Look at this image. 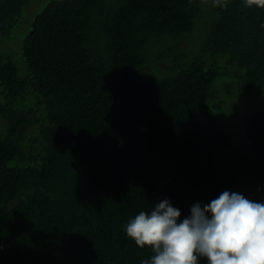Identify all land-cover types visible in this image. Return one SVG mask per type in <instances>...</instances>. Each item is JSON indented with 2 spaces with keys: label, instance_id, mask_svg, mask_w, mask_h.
I'll use <instances>...</instances> for the list:
<instances>
[{
  "label": "trees",
  "instance_id": "obj_1",
  "mask_svg": "<svg viewBox=\"0 0 264 264\" xmlns=\"http://www.w3.org/2000/svg\"><path fill=\"white\" fill-rule=\"evenodd\" d=\"M30 2L0 0V43ZM262 24L244 0H48L25 76L0 47V264H142L125 231L140 211L264 203V110L234 134L215 84L263 94Z\"/></svg>",
  "mask_w": 264,
  "mask_h": 264
},
{
  "label": "clouds",
  "instance_id": "obj_2",
  "mask_svg": "<svg viewBox=\"0 0 264 264\" xmlns=\"http://www.w3.org/2000/svg\"><path fill=\"white\" fill-rule=\"evenodd\" d=\"M213 6L226 8L227 0H213ZM244 7L264 9V0H244ZM180 217L165 199L127 223V236L153 252L142 264H199L201 257L207 264H264V203L224 191Z\"/></svg>",
  "mask_w": 264,
  "mask_h": 264
},
{
  "label": "rangeland",
  "instance_id": "obj_3",
  "mask_svg": "<svg viewBox=\"0 0 264 264\" xmlns=\"http://www.w3.org/2000/svg\"><path fill=\"white\" fill-rule=\"evenodd\" d=\"M48 4V0H31V2L24 7L22 15L20 16L19 24L11 31L9 35L4 36L3 41L0 43V47L4 50H11L15 53V59H17V64L20 68L19 75L25 76L28 72V68L23 62L22 56L18 53L20 52L23 39L32 29V23L35 16L41 12ZM7 45V46H6ZM5 47L7 49H5ZM192 50V49H190ZM21 57V58H20ZM225 57H220L221 61H225ZM23 69L26 71L24 72ZM235 78L229 75H225L216 81V90L218 92V97L226 101L225 108L226 114L222 118V123L224 127H229L232 123L238 125L237 130H232L234 134L242 131V127H245L252 115L256 111L264 110V92L259 98L250 99L249 94L238 93L235 91L232 96L226 95L227 85L233 83ZM264 89V86H263ZM8 127V122L2 116H0V134L6 132ZM237 135H235L237 137Z\"/></svg>",
  "mask_w": 264,
  "mask_h": 264
}]
</instances>
